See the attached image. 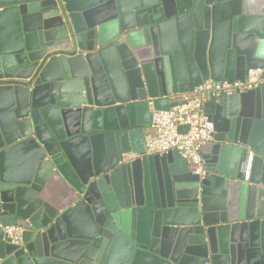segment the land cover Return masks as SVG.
<instances>
[{
  "label": "water",
  "instance_id": "obj_1",
  "mask_svg": "<svg viewBox=\"0 0 264 264\" xmlns=\"http://www.w3.org/2000/svg\"><path fill=\"white\" fill-rule=\"evenodd\" d=\"M255 69L264 0H0V264H264V82L205 102L202 176L144 155L151 110Z\"/></svg>",
  "mask_w": 264,
  "mask_h": 264
},
{
  "label": "built area",
  "instance_id": "obj_2",
  "mask_svg": "<svg viewBox=\"0 0 264 264\" xmlns=\"http://www.w3.org/2000/svg\"><path fill=\"white\" fill-rule=\"evenodd\" d=\"M262 71L248 70L244 81L202 82L191 92L173 97L179 105L167 111H150V132L144 137V155H163L176 151L180 158L187 161L194 174L203 175L201 152L212 141V134L206 128L207 116L205 102L220 94H242L262 84ZM188 127L187 132L178 133V127ZM135 155L125 158L134 159ZM4 234L11 244L20 241L22 229L18 226L6 227Z\"/></svg>",
  "mask_w": 264,
  "mask_h": 264
},
{
  "label": "crops",
  "instance_id": "obj_3",
  "mask_svg": "<svg viewBox=\"0 0 264 264\" xmlns=\"http://www.w3.org/2000/svg\"><path fill=\"white\" fill-rule=\"evenodd\" d=\"M144 137L147 136L150 132L149 124L144 127Z\"/></svg>",
  "mask_w": 264,
  "mask_h": 264
}]
</instances>
